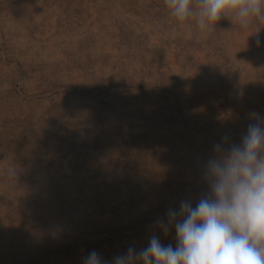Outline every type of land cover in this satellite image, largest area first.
I'll return each mask as SVG.
<instances>
[{
  "label": "rangeland",
  "instance_id": "rangeland-1",
  "mask_svg": "<svg viewBox=\"0 0 264 264\" xmlns=\"http://www.w3.org/2000/svg\"><path fill=\"white\" fill-rule=\"evenodd\" d=\"M253 30L223 17L202 31L177 22L165 0H0V264H82L92 250L111 264L153 232L175 247L174 227L165 237L155 222L181 200L195 207L213 144L225 134L239 143L249 114L264 115V25L260 45ZM41 76L110 87L106 106L61 88L53 102L5 93ZM13 165L18 180L6 175ZM102 203V213L131 209L126 225L136 216L149 226L51 252L57 231L99 238L107 227L86 214Z\"/></svg>",
  "mask_w": 264,
  "mask_h": 264
},
{
  "label": "clouds",
  "instance_id": "clouds-1",
  "mask_svg": "<svg viewBox=\"0 0 264 264\" xmlns=\"http://www.w3.org/2000/svg\"><path fill=\"white\" fill-rule=\"evenodd\" d=\"M177 22L194 19L200 30H207L228 17L245 30H253L260 45L264 25V0H165ZM252 121L240 142L229 135L213 144L205 164L204 181L208 192L195 207L181 200L179 210L169 208L167 220L154 227L165 237L175 229L176 246L164 245L153 232L147 246H129L111 264H264V115L249 114ZM18 180L13 165L6 170ZM82 264H109L92 250Z\"/></svg>",
  "mask_w": 264,
  "mask_h": 264
},
{
  "label": "trees",
  "instance_id": "trees-1",
  "mask_svg": "<svg viewBox=\"0 0 264 264\" xmlns=\"http://www.w3.org/2000/svg\"><path fill=\"white\" fill-rule=\"evenodd\" d=\"M18 2L21 3V1H18ZM16 72L17 70H14L13 74ZM24 72L25 70H21V72L19 73V78L24 77L22 76ZM48 78H45L43 76L38 77L36 78L32 86L28 88H24L23 84L22 85L17 84V86L11 87L9 89H4V90H5V93H10V95L14 99H17V100H24L25 99L24 97L28 93H31L34 96L33 100L40 101V99H44L46 96H48V97H51L50 98L51 102H53L54 99L58 98L57 93H59L60 88L62 89L61 92H64L67 95H71V96L73 95L83 96V94H87L91 92L92 96L99 104L106 106V102L105 103L103 102V98L105 99L106 96L108 95V92L110 91V87L101 89L100 87H102V85L95 84L92 87L93 89H95L94 91L90 89L89 91H86L87 89H82V88L76 87L75 85H70L66 83H61L59 81H55L53 80L52 77H48ZM109 85H110V82H108V86ZM122 89H124L125 91L130 90L128 86H123ZM165 107L167 106L165 105ZM169 108L174 109V111L177 112L178 116L182 114V111H181L182 107H180V104L178 103L177 99L173 101V104ZM99 113L100 112H98V114ZM55 114L58 115V113L55 111L51 112V115H55ZM24 118L27 119L28 118L27 115H24ZM36 119H35L36 123L46 122L43 116H38ZM18 123L23 124L25 123V120H21ZM102 196H104V193ZM101 206H103V203L100 205H94L93 208L96 210L88 211V214H86V215H95V214L98 215L96 216L98 217V221H99L97 225H104L105 227H107L105 231H97L94 233L98 236L100 235L99 238L97 239H93L92 237L86 238V235L93 234L89 231H82V233L75 231L76 235H72V236L71 234L62 236L61 232L57 231L56 233H51L49 237L50 238L60 237L62 241H60L59 239L58 240L62 243L61 245H58L56 248L50 249L51 252L54 251V253H56L57 251L59 252L61 250H64L65 252H70V251H73L74 249H78L79 247H84L87 244L94 243V242L111 243L112 241L114 242L115 240L123 238V233L126 231L130 230L132 231V233L130 232L131 235H135L143 231L147 226H149L146 219L137 218L136 216H131L129 218V221L131 220L129 224L126 225L125 223H122V220H123L122 218L125 217L131 211V209L129 208L126 209V207H123L122 209H117V207H108L106 212L102 213L101 208H100ZM101 214H102V217L108 215L107 216L108 218H106L105 221H103V218H99ZM70 220L71 222H73L72 218ZM91 221L94 222V220H91ZM64 239H66V241H63Z\"/></svg>",
  "mask_w": 264,
  "mask_h": 264
}]
</instances>
